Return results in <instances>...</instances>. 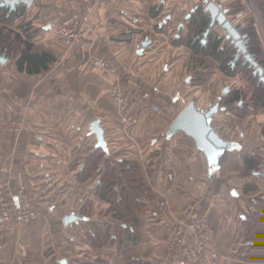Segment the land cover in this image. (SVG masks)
<instances>
[{"label": "crops", "instance_id": "0c3cea01", "mask_svg": "<svg viewBox=\"0 0 264 264\" xmlns=\"http://www.w3.org/2000/svg\"><path fill=\"white\" fill-rule=\"evenodd\" d=\"M210 1L98 0L89 30L69 49L53 37L57 24L68 15L60 0H35L30 10L5 26L26 53L48 52L55 62L35 75L20 72L11 58L6 66L0 65V112L12 116L17 111L25 121L19 137L0 138V183L9 181L13 190L25 186L34 198L45 182L55 178L58 182L48 195L51 207L37 205L43 219L0 231V264H125L128 256L146 264H176L189 232L182 228L176 246L169 239L187 208L213 230L214 251L205 254L206 264H264V173L256 176L244 163V155L260 147L258 138L263 147L262 130L247 127L230 134L229 115L214 116L213 129L241 148L226 151L213 174L207 156L191 137L184 132L168 137L190 101L208 111L220 99L215 91L210 94L209 79L203 81L197 65L191 59L189 63L187 51L193 52L173 44L188 14ZM230 1L218 2L227 8ZM240 1L247 6V0ZM214 35L224 39L222 46L228 42L219 28ZM145 44L149 45L140 53ZM93 56L109 60L124 87L150 93L163 113L139 116L126 131L109 95L114 81L92 64ZM257 117L264 128V109ZM96 121L109 154L97 148L98 138L91 132ZM93 154L98 155L99 173L107 162L115 167L126 161L141 165L155 199H144L142 209L134 211L138 242L96 246L90 240L89 234L97 229L110 225L113 234L119 225L107 214L110 204L97 197L102 175L88 180L81 176ZM116 175L122 176L120 169ZM70 214L85 221L65 226L63 218ZM27 252L35 256L27 260Z\"/></svg>", "mask_w": 264, "mask_h": 264}, {"label": "trees", "instance_id": "16d2710c", "mask_svg": "<svg viewBox=\"0 0 264 264\" xmlns=\"http://www.w3.org/2000/svg\"><path fill=\"white\" fill-rule=\"evenodd\" d=\"M259 8L262 23L254 16L249 24L245 27L243 34L248 37V51L254 58V61L259 64L264 70V0H255ZM233 5L235 8L231 7ZM243 4L239 0L233 4H229V8H232V16L236 15L239 11L243 10ZM22 12L18 10L11 12L9 8L0 7V53L5 54L11 59L14 58L16 67L20 72H25L29 75L40 74L43 71H48L50 64L55 62V58L48 52L41 54H28L21 49V46L14 41L13 36L7 33L5 26L13 24L22 13L26 10V7L22 6ZM185 27L179 32L184 30L185 35L178 34L177 39L173 40V44L180 47H186L193 52V55H198L201 58H210L217 62L225 73L231 77L236 75L235 65L237 66L242 61V72L247 73L250 78L257 81V89L261 93V96L253 102V105L257 107L258 111L260 107H264V84H259V76L255 75V68L250 64L244 65V60L240 59L235 61L237 50L235 47L227 42L223 45L224 39L217 38L214 34L209 37L207 45L201 43L202 35L209 27V17L204 13L203 7H198L192 14L189 21L186 22ZM26 31L27 29L22 26ZM198 38V40H197ZM249 78V79H250ZM251 80V79H250ZM252 81V80H251ZM225 100L220 98L216 103L220 105H236L244 100L242 107L238 106L236 109L230 112L234 115L240 116L238 112L246 110L248 102L243 99V95L240 91L230 92L225 96ZM264 135V130H263ZM98 155L93 154L89 157L88 161L84 165L82 171V177L85 180L91 179L94 174L99 173L101 170L98 164ZM244 163L247 171L252 174H262L259 171L260 166L264 164V145L263 147L255 148L251 153L244 155ZM121 170L122 176L119 178L116 175L118 170ZM101 174V178L97 183L96 194L101 200L110 204V208L107 212L111 215L119 225L115 227L114 233H111L112 227L109 225L105 230L97 229L89 234L90 240L96 245H105L108 241H118L124 243L128 240H133L134 243L138 242L139 222L135 210H141L144 206L143 200H153L155 195L152 188L147 185L142 167L137 162L126 161L119 163L118 167L113 166L107 162L106 170ZM251 225L250 229L254 228ZM125 264H146L134 256H128L125 258Z\"/></svg>", "mask_w": 264, "mask_h": 264}, {"label": "built area", "instance_id": "2783aa9c", "mask_svg": "<svg viewBox=\"0 0 264 264\" xmlns=\"http://www.w3.org/2000/svg\"><path fill=\"white\" fill-rule=\"evenodd\" d=\"M60 1L68 10V15L57 24L53 37L63 48L69 49L89 30L98 0ZM2 3L0 1V5ZM229 19L233 27L243 34L244 26L239 17ZM245 39L248 40V37L245 36ZM91 62L113 79L109 95L117 108L118 119L126 131L131 130L139 116L148 112L159 115L163 113L162 107L153 101L150 93L124 87L117 69L109 60L93 56ZM24 126L25 121L17 111L13 112L12 116L0 112V138L19 137ZM57 182L56 178L45 182L34 198L28 196L25 186L13 190L9 181L1 182L0 231L14 223L29 226L41 220L44 214L37 205L51 207L48 195L54 190ZM182 228L189 232V238L182 245L181 255L176 264H206L205 254L214 251L213 230L207 220L195 216L190 208L183 210L169 239L172 246L180 243Z\"/></svg>", "mask_w": 264, "mask_h": 264}, {"label": "water", "instance_id": "95a60500", "mask_svg": "<svg viewBox=\"0 0 264 264\" xmlns=\"http://www.w3.org/2000/svg\"><path fill=\"white\" fill-rule=\"evenodd\" d=\"M3 3L0 5L1 8H9L11 12L18 10L20 6L26 7L30 10L35 3V0H0ZM219 0H213L208 2L206 5L202 6L204 8V13L209 17V27L202 35L201 43L207 45L209 37L216 32V28H221L225 33L226 41L230 42V45L235 47L237 50L235 61L240 59L244 60V65L250 64L255 68V75L259 76V84H264V70L258 63L254 61V58L248 51V40L245 36L236 30L229 17L232 16V8H225L222 4L218 2ZM221 1V0H220ZM196 9L192 10L190 14L186 17V22L192 17V14ZM185 22V23H186ZM185 23H181L178 31L185 27ZM149 41V40H148ZM149 44L142 46V50L146 48ZM10 61V57L5 54L0 53V65L6 66ZM229 90H226L224 94H228ZM243 101L239 103V106H243ZM237 105H227L221 106L219 103L211 106L208 111H203L197 108L196 102L194 100L190 101L183 111L176 118L171 128L168 131V137L176 135L178 132H184L187 136L191 137L196 147L205 153L207 156L210 174H213L216 170L220 168L219 163L221 157L226 151L239 150L241 147L237 144H232L226 142L222 139L219 134L213 129L212 122L213 117L218 114L230 113L231 110L236 109ZM91 132L95 134L98 138V149H103L107 154L109 150L104 140V132L100 128V122L96 121L91 126ZM256 176H263L262 174H255ZM233 196H238L235 190L232 191ZM85 221V218L76 216L75 214L67 215L63 218V224L65 226L72 225L73 223ZM62 264H66L65 261Z\"/></svg>", "mask_w": 264, "mask_h": 264}, {"label": "rangeland", "instance_id": "374dc122", "mask_svg": "<svg viewBox=\"0 0 264 264\" xmlns=\"http://www.w3.org/2000/svg\"><path fill=\"white\" fill-rule=\"evenodd\" d=\"M230 2H233L234 4L237 1L231 0ZM246 3H247V6H243V10L239 11L238 13H236V15L231 16V17L233 18L239 17V19L241 20V23L245 24V26L249 24V22L254 16H256V18L262 23L261 16L259 13V8L256 4V1L247 0ZM235 6L237 5H233L231 7L235 8ZM227 8H229V5ZM219 29L221 32V28ZM4 30L7 33L9 32V34L13 36L12 38L14 39V41H16L22 47L21 43L17 40V37H15L12 31L8 30L7 28H4ZM263 30H264V26H263ZM187 59L189 63L191 59V61L193 62L192 65H197V72L203 76L202 77L204 79L203 81L205 80L207 81V78L209 79L207 82L206 81L205 82L208 83L210 94L211 93L213 94L215 91L220 98L222 99L224 98L225 100L226 98L225 96L230 94V92L240 91L243 95V99H245V101L248 102L246 110H244L243 112H238L240 116L234 115L231 112L225 113L226 115H229V133L231 134L234 131L245 130L247 127H249V129L253 128L254 130L258 132L262 130L260 135H263L264 128L262 127V124L260 123V119L257 116H258V112L263 110L264 107H260L258 111L257 107L253 105V102L257 99L256 97L261 96V93L257 89V81L256 80L254 81L252 78H250V76L247 73L242 72V68H241L242 61H241V64L239 63L237 66L235 65L236 75L234 77H231V75L228 76L224 70L222 71L219 64L215 62L213 59L201 58L198 55L191 54L189 51H187ZM225 89L229 90L227 95L224 94ZM242 101L244 102V100ZM229 105H232V104H229ZM236 105L237 107L239 106L238 104ZM258 132L256 134L257 138L259 136ZM258 139H259L258 144L261 146L263 143L261 142L260 138ZM259 171L264 173V164L260 168ZM49 253H50V250L46 252L48 257H50ZM26 254H27V260H30L32 257L35 256L34 255L35 253H32V252L31 253L27 252Z\"/></svg>", "mask_w": 264, "mask_h": 264}]
</instances>
